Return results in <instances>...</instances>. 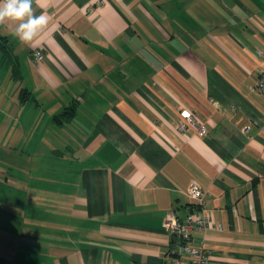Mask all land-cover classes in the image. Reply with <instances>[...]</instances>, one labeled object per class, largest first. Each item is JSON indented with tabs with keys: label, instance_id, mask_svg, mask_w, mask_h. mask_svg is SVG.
Returning <instances> with one entry per match:
<instances>
[{
	"label": "crops",
	"instance_id": "1",
	"mask_svg": "<svg viewBox=\"0 0 264 264\" xmlns=\"http://www.w3.org/2000/svg\"><path fill=\"white\" fill-rule=\"evenodd\" d=\"M33 9L49 24L30 45L0 24V264H165L191 185L211 264H264V0Z\"/></svg>",
	"mask_w": 264,
	"mask_h": 264
},
{
	"label": "built area",
	"instance_id": "2",
	"mask_svg": "<svg viewBox=\"0 0 264 264\" xmlns=\"http://www.w3.org/2000/svg\"><path fill=\"white\" fill-rule=\"evenodd\" d=\"M43 59L44 55L41 52L35 53V61ZM255 92L264 94V69L259 73ZM181 117L179 130L185 132L192 128L200 134L207 133L206 125L193 113L183 111ZM189 193L198 201V210L195 215L180 220L175 213H170L164 221L165 231L178 239V242L168 252L165 264H211L212 262L210 252L204 247L194 245L193 239L196 231H207L209 228L210 216L205 209L207 192L197 185H191Z\"/></svg>",
	"mask_w": 264,
	"mask_h": 264
},
{
	"label": "clouds",
	"instance_id": "3",
	"mask_svg": "<svg viewBox=\"0 0 264 264\" xmlns=\"http://www.w3.org/2000/svg\"><path fill=\"white\" fill-rule=\"evenodd\" d=\"M33 4L34 0H0V24L14 25V35L25 45H30L49 24L48 15H36Z\"/></svg>",
	"mask_w": 264,
	"mask_h": 264
},
{
	"label": "trees",
	"instance_id": "4",
	"mask_svg": "<svg viewBox=\"0 0 264 264\" xmlns=\"http://www.w3.org/2000/svg\"><path fill=\"white\" fill-rule=\"evenodd\" d=\"M0 47L4 53V56L8 57L9 56V48L7 46L6 40L4 38H2L1 36H0ZM75 111H76V106H75V104H73V105L67 107L60 116L55 117L54 120L57 122H61V120H64V119L70 120L74 117Z\"/></svg>",
	"mask_w": 264,
	"mask_h": 264
}]
</instances>
